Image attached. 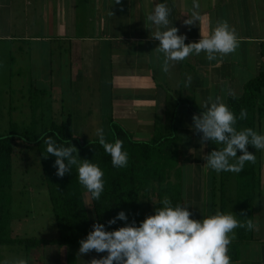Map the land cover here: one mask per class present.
I'll list each match as a JSON object with an SVG mask.
<instances>
[{
  "label": "crops",
  "instance_id": "obj_1",
  "mask_svg": "<svg viewBox=\"0 0 264 264\" xmlns=\"http://www.w3.org/2000/svg\"><path fill=\"white\" fill-rule=\"evenodd\" d=\"M159 2L170 9V25L178 30V35L186 37V45L197 42L200 35L224 21L235 30L238 47L228 55L217 54L212 61L206 59L204 52L189 55L179 62L170 61L168 71H162L164 57L156 50L159 42L152 38L155 28L146 21L147 14ZM198 2L201 19L185 25L191 0H0V28L5 30L0 32V41L13 40L10 29L22 27L24 40L49 45L47 78L33 74H38L33 79L34 86H48L45 91L50 93L49 103H108L105 117L98 112L99 121L106 122L110 116L135 140H149L155 132H166L173 124L178 133L190 134L194 132L192 117L197 114L183 104L184 99L193 98L201 109L208 97L220 96L226 103L229 96H241L244 84L264 69V0ZM28 7L33 8L31 16L26 12ZM29 20L35 29L33 36L28 32ZM38 51L43 50L37 48ZM68 51L80 61L79 69L72 70L66 63L62 66V53ZM6 77L8 91H12L14 78L10 68ZM53 90L61 93L60 98L52 96ZM76 92L77 97L73 96ZM184 122L190 123L189 128H182ZM158 123L162 127L157 131ZM206 168L208 174L207 162ZM231 178L234 181L233 175ZM204 183L205 204V178ZM230 195L235 204V191ZM263 221V212L255 206L252 240L235 247L231 264H264ZM235 230L231 242L235 240ZM78 252L79 249L76 264ZM53 255L58 264H66L65 248H57ZM106 255L98 254V259Z\"/></svg>",
  "mask_w": 264,
  "mask_h": 264
},
{
  "label": "trees",
  "instance_id": "obj_2",
  "mask_svg": "<svg viewBox=\"0 0 264 264\" xmlns=\"http://www.w3.org/2000/svg\"><path fill=\"white\" fill-rule=\"evenodd\" d=\"M9 58L11 64L13 58ZM30 92L34 93L35 97L33 101L31 96L28 97V101H31L28 105L29 122L17 124L9 120L7 130L0 133V247L20 246L27 255L33 249L65 248L66 264H76L79 242L92 230L94 223L104 224L108 231L116 230L125 226V222L117 221L116 224L108 226L107 221L123 211L127 222L134 221L138 226L146 216L153 214L155 208L162 207L161 202L165 197L173 206H183L182 153L174 124L166 132L159 130L149 140L142 141L133 139L129 132L108 116L104 132L106 141L122 140L123 150L128 153L127 166L113 167L110 156L104 152L98 138L87 140L74 136L71 116L68 115L64 121H56L53 104L48 101L49 94L47 98L44 96L45 90L30 89ZM182 102L197 115L204 111L191 97ZM226 105L238 118L235 125L237 131L244 128L257 131L264 127V69L244 84L241 96H229ZM242 109L247 115L246 118L239 119ZM12 110L9 108V113ZM48 136L58 144L71 145L76 149L78 159L89 160L101 168L104 172V190L99 200H92L88 193L85 199L76 166H72L69 173L63 177L56 176L53 166L55 158L47 153L44 143ZM18 143H22L26 148L35 147L37 151L40 163L39 178L47 191L56 228V237L53 239L21 238L12 230V169ZM221 147L222 145L215 141H209L208 154ZM246 148L249 153H254L255 160L246 162L240 173L233 174L235 215L240 223L251 221L253 224L255 206L261 209L264 218V200L261 202L264 150L261 154L260 150L250 145ZM73 155L76 153L73 152ZM231 176V172L217 173L208 168L206 206L209 215H214L217 211L226 212V185ZM252 230L253 228H236L235 240L228 245L227 254L231 261L235 259V247L252 240Z\"/></svg>",
  "mask_w": 264,
  "mask_h": 264
},
{
  "label": "clouds",
  "instance_id": "obj_3",
  "mask_svg": "<svg viewBox=\"0 0 264 264\" xmlns=\"http://www.w3.org/2000/svg\"><path fill=\"white\" fill-rule=\"evenodd\" d=\"M119 3V0H117ZM190 17L185 25H193L201 19L198 0H191ZM170 9L166 3H156L147 14L146 21L154 27L152 38L158 41L156 50L163 54L161 70L168 71L170 61H182L189 55L205 53L209 61L228 55L238 47L235 30L227 22L221 21L208 33L194 43L185 44L186 37L178 35V30L170 25ZM191 77H188L190 83ZM231 94V93H229ZM204 111L192 117V130L201 134L202 141H215L221 148L205 156L207 165L213 171L240 173L246 162H254V153H249L246 146L264 150V134L253 129L235 128L237 117L222 101L220 96L208 97L202 102ZM246 111L241 110L239 119L246 118ZM98 143L111 158L113 167H125L128 153L123 150V141L115 139L107 142L104 129H96ZM46 151L54 157L56 176L63 177L72 166H76L79 183L86 189L92 200H99L103 190L104 172L89 160L77 158L74 147L58 144L51 136L44 140ZM237 151L241 153L237 157ZM73 152L76 155H73ZM162 207L155 208L152 215L146 216L138 226L136 222H127L123 211L107 221V225L125 222V226L108 231L104 224L94 223L92 230L79 242V253H107L100 259H93L91 264H231L228 245L234 238L233 230L247 228L251 230V221L240 223L232 212L227 214L217 211L200 220L190 218L187 206H173L168 198L162 200ZM231 234V235H230ZM0 264H28L24 258L0 260Z\"/></svg>",
  "mask_w": 264,
  "mask_h": 264
},
{
  "label": "rangeland",
  "instance_id": "obj_4",
  "mask_svg": "<svg viewBox=\"0 0 264 264\" xmlns=\"http://www.w3.org/2000/svg\"><path fill=\"white\" fill-rule=\"evenodd\" d=\"M28 8L29 10L26 12L31 16L33 8ZM28 24V32L33 36L35 34V29L31 28V20L28 21ZM23 30L22 27L10 29L13 40L0 41V133L7 130L9 120L17 124H26L29 122L30 108L28 105H30L29 103L31 101H28V97L31 96L32 101L35 97V94L31 93L30 89L33 91L35 89H48L46 84H37V86H34L33 79L38 74L35 76L33 74H44V77L47 78L46 72H48L49 69V45H39L24 40L26 37L22 35L24 34ZM1 31L5 32V30L0 28V32ZM37 48L43 51H38L36 53ZM68 54L62 53V58L60 60L62 66L66 63V65H71L72 70L79 69L81 64L80 61L74 60L71 56V52L68 51ZM10 56L14 58L12 65L10 64ZM71 58L73 60H71ZM9 68L14 78L11 85L12 91H8L9 86L6 80V74ZM64 69L65 68L62 67L61 73H64ZM45 93L44 96L47 98L50 93ZM51 94L57 98L61 96V93L54 90ZM73 96L77 97V92L74 93ZM52 104L56 121L61 122L66 120L68 115L71 116L74 136L76 138L94 140L97 138V128L102 127L104 132L106 131L107 125L104 121L105 119L99 121L97 114L100 111L102 114H105V117L107 115L108 103ZM9 108L13 109L11 113H9ZM161 110L163 109L161 108L159 112H161ZM165 111H170V109L165 108ZM158 119H161L159 114ZM166 119H168V117ZM181 125L182 128H189L190 123L187 124L184 122L181 123ZM161 127V123H158L157 131ZM256 132L258 134H264V127L262 126L260 129H257ZM178 136L180 138L179 148L182 153L181 183L183 202L185 201L184 206L189 207L188 211L191 213V219L200 220L208 216L206 203L204 204V178L206 180L207 177L205 156L207 155L206 149L208 141H202L201 134L195 131H191L190 134L183 131L178 133ZM260 152L263 154V150H260ZM236 155L238 157L241 153L237 151ZM39 176L40 163L35 147L26 148L22 143H18L13 157L12 169L13 216L11 227L13 232L21 238L53 239L56 237V228L47 191L45 186L41 183ZM234 189V181L231 178L226 185L228 198L225 214L232 212L235 215L234 198L230 195L234 194ZM82 190L86 199L87 192L84 187H82ZM56 251L57 248L46 247L33 249L29 251L27 255L20 246H1L0 260L24 258L28 261V264H58L57 258L53 255ZM98 254L102 253H96L94 250L89 251L87 254L79 253L77 264H90V261L93 259H98Z\"/></svg>",
  "mask_w": 264,
  "mask_h": 264
}]
</instances>
